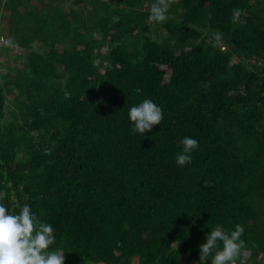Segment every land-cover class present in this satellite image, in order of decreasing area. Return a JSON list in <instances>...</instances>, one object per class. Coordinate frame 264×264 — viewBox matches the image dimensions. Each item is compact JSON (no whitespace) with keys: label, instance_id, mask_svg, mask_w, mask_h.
<instances>
[{"label":"trees","instance_id":"obj_1","mask_svg":"<svg viewBox=\"0 0 264 264\" xmlns=\"http://www.w3.org/2000/svg\"><path fill=\"white\" fill-rule=\"evenodd\" d=\"M153 2L0 0L20 50L0 74V203L50 224L65 264H199L237 224L264 264V0H171L164 23ZM144 99L164 118L141 135Z\"/></svg>","mask_w":264,"mask_h":264},{"label":"clouds","instance_id":"obj_2","mask_svg":"<svg viewBox=\"0 0 264 264\" xmlns=\"http://www.w3.org/2000/svg\"><path fill=\"white\" fill-rule=\"evenodd\" d=\"M171 0H154L150 6L149 22L164 23L169 19L168 9ZM241 10H232V22L239 21ZM113 23L119 22V17L112 18ZM214 46L222 47V34H213ZM0 44L5 47H16L11 37H0ZM128 117L134 127V133L144 135L152 130L154 125H160L163 111L151 99H144L138 106H133ZM180 143L182 152L177 154L176 163L184 166L191 162L190 153L198 148L199 143L191 137H184ZM4 193H0V200ZM19 209L14 214L9 208L0 203V264H65L62 250H52L55 243L53 227L43 222L31 210L30 206L19 202L14 205ZM245 229L235 225L232 231H225L221 225H216L206 236V242L199 248V264H206L211 257V264H246L248 251L245 241L241 239ZM222 244V247L220 246Z\"/></svg>","mask_w":264,"mask_h":264},{"label":"rangeland","instance_id":"obj_3","mask_svg":"<svg viewBox=\"0 0 264 264\" xmlns=\"http://www.w3.org/2000/svg\"><path fill=\"white\" fill-rule=\"evenodd\" d=\"M4 24V23H2ZM7 31H2L0 30V37H4L5 39H7ZM0 60L5 61L4 66L2 69H0V74L6 72L7 70H9L10 68H13L15 65V59L18 57V55L20 54V50L19 47H5L3 46V44H0ZM24 53V52H22Z\"/></svg>","mask_w":264,"mask_h":264},{"label":"crops","instance_id":"obj_4","mask_svg":"<svg viewBox=\"0 0 264 264\" xmlns=\"http://www.w3.org/2000/svg\"><path fill=\"white\" fill-rule=\"evenodd\" d=\"M6 25H7V24H5V23L2 24V22H0V30H1V29H6V28H7Z\"/></svg>","mask_w":264,"mask_h":264}]
</instances>
